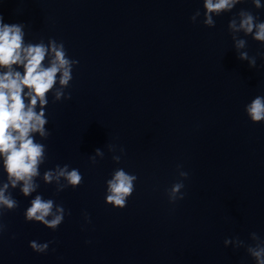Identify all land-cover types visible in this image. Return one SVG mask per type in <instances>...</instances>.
Wrapping results in <instances>:
<instances>
[{"label": "clouds", "instance_id": "9594fccd", "mask_svg": "<svg viewBox=\"0 0 264 264\" xmlns=\"http://www.w3.org/2000/svg\"><path fill=\"white\" fill-rule=\"evenodd\" d=\"M239 2L240 0H204L203 6L206 10L204 23L214 26L213 13L220 15L225 11H230ZM253 2L257 8L261 7L260 0H253ZM199 14V12L194 13L190 17L191 21L195 22ZM240 17L238 26L233 19L229 27L233 31L243 30L246 34L253 33L255 29L254 39L264 41V22L256 23L255 17L250 12L242 11ZM23 38V25L4 23L3 16L0 15V68L6 69L0 72V158L3 159V167L11 186L15 188L19 182H23L21 191L28 196L38 187L33 178L39 175L38 166L43 163L45 153V146L35 142L32 134L39 133L42 137L49 135L44 127L47 123L43 111V106L47 104L46 94L52 90L58 73H60V85H68L72 78L71 64L73 62L66 58L63 45L57 46L53 41L50 49L53 59L49 66L45 67L44 61L49 48L43 44L25 45ZM244 46V40L236 41L238 49ZM240 59H249L247 52H241ZM249 62L251 66H255L254 57ZM13 65L21 66L23 72L15 70ZM25 89L29 91L25 92ZM62 95V91L58 90L56 99L59 100ZM67 98L70 99L71 96ZM38 101L41 106L39 112L36 111ZM245 111L252 122L264 121V95H257L253 98L245 105ZM96 155L102 157L103 152L96 149ZM113 159L119 161L120 157L113 156ZM92 160L95 162V157ZM179 174L184 178L188 176V173L183 171ZM60 177H63L73 188L83 181L80 171L75 168L69 171L68 165L62 168L58 166L55 173L48 171L44 174L46 182H51L53 179L58 181ZM136 180V175L129 174L123 169L116 170L112 178L107 181L106 202L123 209L128 198L135 191L134 182ZM8 186L6 183L0 188V205L13 209L17 207V202L10 194L5 195ZM183 187L182 181L173 184L169 192L170 201L175 202L176 194ZM179 198L184 197L181 195ZM53 208V200H44L37 195L31 201L26 217L28 220L42 222L48 228L56 230L64 219V208L57 206L55 212ZM49 216H52V219H47ZM251 235L254 240H260L255 232ZM49 243L51 242L40 244L32 241L30 246L37 253H45L49 248ZM224 243L228 244L230 241L225 240ZM247 251L255 258L256 264H264V242L249 246Z\"/></svg>", "mask_w": 264, "mask_h": 264}]
</instances>
